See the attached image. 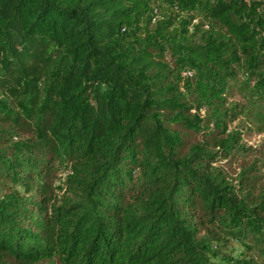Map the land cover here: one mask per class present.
Listing matches in <instances>:
<instances>
[{
	"label": "trees",
	"instance_id": "trees-1",
	"mask_svg": "<svg viewBox=\"0 0 264 264\" xmlns=\"http://www.w3.org/2000/svg\"><path fill=\"white\" fill-rule=\"evenodd\" d=\"M262 10L0 0V264H209L222 239L264 264L259 165L229 173L254 151L228 133L231 98L264 111Z\"/></svg>",
	"mask_w": 264,
	"mask_h": 264
},
{
	"label": "rangeland",
	"instance_id": "rangeland-1",
	"mask_svg": "<svg viewBox=\"0 0 264 264\" xmlns=\"http://www.w3.org/2000/svg\"><path fill=\"white\" fill-rule=\"evenodd\" d=\"M167 7V6H165ZM169 7V6H168ZM264 10L261 11L263 13ZM244 99L233 97L229 100V104H242L246 106L244 115L233 120L229 127L228 133L238 132L241 135V144L245 148H250L254 152L250 156L238 161L237 165L229 171L231 175L239 172L241 164H248L251 161L259 165L260 183L264 184V111L256 107L244 104ZM29 137L18 136L15 142L26 141ZM57 194H63L64 186L62 178H57L55 182ZM254 254L249 250L246 243L237 240L222 239L213 245L212 252L209 254V264H236L241 260L253 258ZM255 260L260 261L258 258Z\"/></svg>",
	"mask_w": 264,
	"mask_h": 264
}]
</instances>
